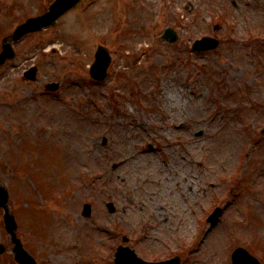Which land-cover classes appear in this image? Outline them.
<instances>
[{
  "label": "rangeland",
  "instance_id": "374dc122",
  "mask_svg": "<svg viewBox=\"0 0 264 264\" xmlns=\"http://www.w3.org/2000/svg\"><path fill=\"white\" fill-rule=\"evenodd\" d=\"M50 1L0 0V41ZM168 26L178 34L174 44L160 38ZM204 34L219 48L192 53ZM100 44L116 54L99 85L87 65ZM13 47L15 57L0 68V183L39 264H112L111 244L144 226L133 246L146 258L176 240L184 264H231L238 246L264 264V138L254 136L264 121V0H86ZM32 63L37 80L26 81ZM50 81L60 89L45 92ZM181 121L188 123L176 130ZM178 137L192 141L174 149ZM149 141L154 151L140 155ZM180 155L194 159V177L175 173V160L187 163ZM122 158L128 162L113 167ZM218 171L233 177L226 212L190 252V231L207 203L196 208L194 194L202 197ZM86 201L89 218L81 214ZM0 243V264H16L1 209Z\"/></svg>",
  "mask_w": 264,
  "mask_h": 264
},
{
  "label": "water",
  "instance_id": "95a60500",
  "mask_svg": "<svg viewBox=\"0 0 264 264\" xmlns=\"http://www.w3.org/2000/svg\"><path fill=\"white\" fill-rule=\"evenodd\" d=\"M83 0H56L55 3L50 7V11L46 14L28 19L24 24H22L14 33L12 39H18L22 35L39 30L45 26L53 25L56 22V19L70 9L73 6H76ZM3 50L0 53V65L5 61L6 58H12L14 56V52L11 49L10 45L3 44ZM106 55L102 50L97 51L96 53V61L93 65V76L95 78L100 77L104 73V70L107 66V62H105ZM8 192L6 188L0 184V207L3 209V220L6 231L10 234L11 240L15 243L13 250L17 253V256L22 257L24 263L31 262L32 264H36L35 261L28 255V253L22 248L19 240L16 238L15 230H16V222L14 216L10 212L7 201H8Z\"/></svg>",
  "mask_w": 264,
  "mask_h": 264
},
{
  "label": "flooded vegetation",
  "instance_id": "af4514ba",
  "mask_svg": "<svg viewBox=\"0 0 264 264\" xmlns=\"http://www.w3.org/2000/svg\"><path fill=\"white\" fill-rule=\"evenodd\" d=\"M182 160L185 159L184 156H181L180 157ZM186 160V164H183V163H179V161H176L174 162V168H175V173H180V170H182L184 173L188 174L189 177L191 176L192 172H191V169H192V166L193 163H194V159L192 157L188 158V159H185ZM186 179V178H185ZM189 189L191 191H193L192 187L190 186ZM202 192V197H201V200L202 201H208L209 197L207 195V192H206V188L204 187L203 190L201 191ZM198 196V192H197V195L194 194V198L195 199H200V198H197ZM196 203V201L194 202ZM176 247L178 248L179 246L176 245ZM163 252V251H161Z\"/></svg>",
  "mask_w": 264,
  "mask_h": 264
}]
</instances>
